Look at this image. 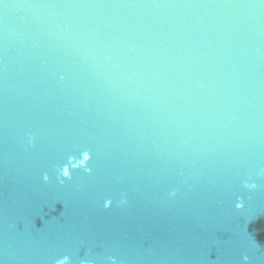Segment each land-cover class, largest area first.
Returning <instances> with one entry per match:
<instances>
[{
	"label": "water",
	"instance_id": "95a60500",
	"mask_svg": "<svg viewBox=\"0 0 264 264\" xmlns=\"http://www.w3.org/2000/svg\"><path fill=\"white\" fill-rule=\"evenodd\" d=\"M112 259L264 264V0H0V264Z\"/></svg>",
	"mask_w": 264,
	"mask_h": 264
},
{
	"label": "clouds",
	"instance_id": "9594fccd",
	"mask_svg": "<svg viewBox=\"0 0 264 264\" xmlns=\"http://www.w3.org/2000/svg\"><path fill=\"white\" fill-rule=\"evenodd\" d=\"M32 139H34V138H30V143H31V140H32ZM83 157H84V159H83L82 164L88 162V161L91 159V156H90V154H89L88 152H84V153H83ZM57 171H58V173H59V169H57ZM84 171H85L86 173H88V174H91V169L88 168V167H85ZM61 175H62L63 177H65V178H67L68 180H71V178H72V176L69 174L68 168H67V167H64L62 174H58V177H57L61 185H63V183H64V179H61ZM44 181H45L46 183L49 181V176L47 175V173H45V175H44ZM244 187H245L246 189H248V190L251 191V190H255L256 187H257V185L254 184V183H253V184L245 183V184H244ZM172 195H175V193H172ZM125 203H127L126 200H122V201H121V204H125ZM111 205H112V201H111V200H107V201L105 202V204H104V207H105V209H108V208L111 207ZM243 207H244V204H243V201H242V200L236 204V208H237L238 210H239V209H242ZM110 259H111V258H110ZM244 259H245V262H247V259H248V258L245 257ZM59 264H63V262L61 261V262H59ZM112 264H116L115 259H112Z\"/></svg>",
	"mask_w": 264,
	"mask_h": 264
}]
</instances>
